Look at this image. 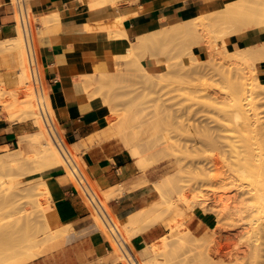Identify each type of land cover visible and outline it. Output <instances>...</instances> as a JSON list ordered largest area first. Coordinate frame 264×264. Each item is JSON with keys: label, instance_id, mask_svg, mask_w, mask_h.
Masks as SVG:
<instances>
[{"label": "bare ground", "instance_id": "6f19581e", "mask_svg": "<svg viewBox=\"0 0 264 264\" xmlns=\"http://www.w3.org/2000/svg\"><path fill=\"white\" fill-rule=\"evenodd\" d=\"M122 1H124V0H94V1H81V2H82V4H84L87 7V9L89 11V9H92V10L95 9L96 10L97 8L98 9L99 8H105V7H108L109 5H112V6L116 5L117 6ZM124 3H126V2H124ZM213 3L217 4L218 6L213 5L212 0H201L200 7L198 9H199V12L202 14L203 18L206 20V23L204 25L205 30L207 31L209 29V28L206 29V27L212 26L213 28L210 27V29L219 30L217 32L218 35L220 32L219 36L215 35L216 39L213 40L214 42L211 39H208L207 41L203 40L201 34L197 33L194 30V28L192 27L193 26V24H192L193 19L190 18V19L185 20V21L177 22V23L170 25L168 27H161L157 30L150 32V33L135 37L134 43H127V49L128 50H125V55L126 56L131 55V57L133 56L134 57L133 59L135 61V57H138L142 51H143V53H145L144 50H147L151 53V51L149 50L150 48H158L157 46H159L160 43L166 42V41L170 42V39L173 38V40H174V38H176V35L180 34V33H182L184 35H188V37L192 40V42L195 46L202 45L206 48L207 54H208L207 57H209V58L205 60L206 63H204V61H202L203 62L202 66H201V67H203L202 70H200V68H199L198 70H200V71H197V69L195 71L194 70L193 71L195 73H197V72L203 73V71H204L203 69H205L204 68V66H205L208 71L212 70L210 72V73H212L211 78H213V76L216 74L217 77L219 76L220 79L223 80L225 85H222V84L221 85L225 86V88L227 89V90L225 89L226 91L225 90H223V91H225V93H226L225 95H226L229 102H227L228 110H225L226 107H224L225 108L224 110L226 112L224 111L225 113H223V111H222V114L224 116V120L222 118H221V120L224 121V123H227V124H225V125L223 124V125L228 127V129H229V127H233V128H230L231 129L230 131L234 132V133L231 132L232 135L236 134V136H237L239 133L242 135V136L241 135L237 136L238 138H240L239 140L235 135L234 136L231 135L229 137L230 139L228 138V140H232L235 137L237 138V140L235 138V140H234L235 142L233 140H232V142L231 141L229 142L228 140H227V142L225 141V143H228L227 144L228 146L227 145L225 146V143H224V147L226 148V149L225 148L224 149L226 150V152H229V153L232 152V154L234 155V156H232V154L230 155L229 153H228V155H226L225 152L223 153L225 155V161L227 159L230 160V156L232 159H234V162L232 161V164H230L231 162L228 160H227L228 162L227 161L223 162L224 158L220 159L221 164H223V165H221V164L220 165L223 167L224 166L227 167V169H225V167H224V173H225V170H227V174L225 173L226 178L224 177L226 179L225 181L229 180V182L231 184V185H229V182H228V184H226V185H229V188H228V186L225 185L226 187L224 186V189L226 191H227V189L230 190V187L234 186V184H236V183H237V185H236L237 187H239L238 185H240L239 188L242 187L241 189H243V186H241L242 182H244L249 188L251 187L248 190L249 193H250V191H251V193L253 192L252 194L250 193L251 195L249 193H248L249 195L247 193H246L247 194L246 195L245 194L246 189L244 188L245 189L244 194L246 195V197H245L246 200H245V198H244V200L246 201L245 202L246 204L251 203L250 205L253 206L252 202H249V201L250 200L254 201L253 199H255L256 206L253 207L255 209L252 208L253 210L250 212L253 213L252 215L255 214L253 216V218L257 215L256 218H258V219L261 218V221H262L261 223H263L264 222L263 221L264 220V116H262V112L264 113V109L262 111V108H264V83H262L260 81L262 78L259 77L260 80L258 78L257 68L264 66V0H217V2L213 0ZM213 6H215V7H213ZM124 16H122V17H124ZM21 24H22L23 36H17V37H14L12 39H7V40L5 39V40L0 42V67H2V66L5 67V66H9V65L12 67L11 71L7 70L8 72L0 73V106H2L4 109V112L2 111L1 115L4 114L5 116H9V114H10L9 112L12 113V109L10 110L8 108L10 106L11 107L15 106L14 108H16L17 112H19L17 119H19L20 121L25 122L28 120H33V122L36 125L45 124L47 127L45 126L46 130H44L40 133V137L34 136L33 143H31L32 146L34 147V152L29 154L28 156H24L22 154V152H20L18 150L15 151V153L13 155H10L9 153H4V154L0 155V170H4V169L11 170V169L20 168V166L22 167L24 165L25 159L27 160L30 158H34L35 159L34 161L38 165V168H40L44 171H46L48 169H52V168L62 167V166L63 167L67 166V167H69V170L75 171V169H77V166L73 162L72 157H71L72 156L71 154H73L74 152L71 149H67L66 147L64 148L60 144L58 137H56V135L54 134L55 131H52V127L50 126V123H49L48 118L46 116V111L44 109V105L42 104V100H41V95H40V90H39V82H38V78L36 75L37 71L35 70V74H34V72L32 70L33 57H32V47H31V43H30L31 39L36 34L38 29L43 28V29L47 30L48 34H55V33H59V32H75V33H80V34L90 33V34H95L98 37H104L105 36L106 38L108 37V39L109 38H111V39L112 38H117V39L121 38V40L123 42H126L125 41L126 40L125 39L126 38L125 30H124L123 25L121 23V20L119 18H116L114 20H106V21H103L100 23H95L92 25L91 24L77 23V24L69 26V24H63L62 23L61 14L58 11L57 12H50L44 16H38V17H32V18L26 17L24 15V13L21 12ZM213 30H211V31H213ZM249 30H258L262 34L261 35V41L258 44L253 45V46H247V47L241 46L239 49H235V50L227 49V45L225 43L226 38L233 37L236 34L243 33V32L249 31ZM215 32L216 31H214V33ZM217 33H215V34H217ZM217 39L220 42L218 44L216 43ZM66 40H67V37H66ZM209 40H211V41H209ZM173 43H174V41H173ZM212 44H214V45L212 46ZM147 56H148V54H147ZM119 57L121 58V56H119ZM210 57H211V59H210ZM127 58H129V57H127ZM118 60H119V58H118ZM119 64H121V63H119ZM240 67H242V68L245 67L247 69V72L245 71L246 69L243 70ZM239 69H242L243 72L245 71L246 73L241 74L242 71L241 70L239 71ZM207 70H205V71L207 72ZM181 71H182V69H181ZM231 71H233V73L235 71H237L238 73L235 72L233 74ZM178 72L180 73L179 69H178ZM188 72H189V70H188ZM195 73H193V74L190 73V75H194ZM208 73L209 72L205 73L206 76L204 74H201V73H199L200 75L199 74L198 75L199 76L204 75V76H202V78H203V77H207ZM210 73H209V75H210ZM197 74L194 76H197V79H198L199 76ZM243 74H245V75H243ZM107 75H109V74H103L102 76L105 77ZM99 77H96V80ZM156 77H158V76H156ZM199 78H201V77H199ZM211 81H214V80H211ZM102 82H103V80L100 78L98 83H102ZM180 82L181 81H179V83ZM95 83H96V81H95L93 75L92 76H84V80H83V84H84V88H85L84 92L86 90L88 92L90 90H93V88L95 87L94 86ZM149 83H151V85H152L153 81L151 80ZM221 83H222V81H221ZM152 86H154V85H152ZM9 88H10V91L8 90L9 92H7V89H9ZM191 88H192V90L196 89L195 87L194 88L191 87ZM200 89L201 88H199V90ZM217 91H219V90H217ZM142 92H144V91H142ZM193 92H197V90H195V91L193 90L190 93H193ZM204 93H206V92L204 91ZM204 93L201 92L200 94L203 95ZM217 93H219V92H217ZM220 94L222 95V93H220ZM145 95H143V93H142V96L145 97ZM212 96H214V95H212ZM212 96H211V98H213ZM192 97L196 98L195 95ZM192 97H190V99H192ZM200 97H204V95L200 96ZM138 98H141V97H138ZM207 99H209V97H207ZM204 100H206V98ZM209 100L207 102L206 101L205 102L208 103ZM215 100L216 99H214V101L213 100H210V101L213 103V102H215ZM192 101H193V99H192ZM194 101H195V99H194ZM199 101L200 100L195 101V102H199ZM201 102H202V99H201ZM199 104H200V102H199ZM201 104L203 105V102ZM225 104H226V102H225ZM93 105H95L96 107L98 106V104H96V103ZM206 106H207V104H206ZM208 106H209V104H208ZM212 106H214V105L212 104L209 107H212ZM181 107H183V106H181ZM215 108H217V107H215ZM166 109H168V108H166ZM104 110L106 112L105 119L108 121V123H112V121L114 122L115 118H118L117 117L118 114H115V112H117V110L114 112V109L112 106H110V103H108V102L105 103ZM165 110H163L164 114H165V112H168ZM259 110L262 112H259ZM191 112H193V111L191 110ZM148 114L149 113H146V112L141 113V116L139 118L136 117L135 115L130 116L129 121L132 122L131 125H129L128 122L126 121L128 119L122 118V119H120L121 120L120 123H117V127H116L117 131L120 130V133H122L121 138H123L122 141H123L124 146L126 147L128 152H130L136 158L135 164L143 172L147 169H150V167H152L151 165H153V164H151V162L150 163L148 162L149 159L147 158V156L143 155L144 152L142 154V152H141L142 150L139 147L141 144L144 145V146L141 145L143 147V149L145 148V150H147V151L153 150V147H151V146L153 145L152 142L155 140L154 144H155V142L157 144L155 146H161V147H159L160 148L159 150L162 152H163V150L170 148V145H171V143L169 144L168 139L166 137L163 138V141L157 142L156 139L151 141V139H149V138H147V136H145V134L148 131L147 126H152V120L150 118H147ZM167 114H165V115H167ZM177 115H175V116H177ZM10 116L7 119L10 120ZM167 116H169V114ZM175 119H177V118H175ZM210 119H211V117H210ZM227 125H231V126H227ZM48 126L50 128H48ZM145 127H146V129H145ZM198 127H199V125H198ZM201 130H203V129H201ZM235 130L238 131L237 132L238 134L235 133L236 132ZM205 131H207V130H205ZM225 131H224V133H225ZM228 135H230V134H228ZM40 138H41L42 142L40 144H38L39 143L38 140ZM236 141H238V142H236ZM150 143H152L151 146H150ZM230 143H232V144H230ZM219 144H221V143H219ZM180 147L181 146H179V149L182 148V147L181 148ZM227 147L230 148L231 152L227 151V149H229ZM171 148H173V147H171ZM174 148H177V147L175 146ZM239 149H241V150H239ZM74 151H75V149H74ZM165 151L167 152V150H165ZM184 151H185V149H184ZM166 152L164 154H166ZM167 154H169V153L167 152ZM161 156H164V155L161 154L159 156V158H161ZM227 156H228V158H226ZM155 159L157 160V157ZM156 160H154L153 163H155ZM160 161H162V160H160ZM156 162H158V160ZM198 169L201 170V168H198ZM163 182H165V181L163 180ZM163 182H161V183L163 184ZM143 183H146L145 179L141 180V182L139 183V186H140V184H143ZM153 183L158 184V182H156V181ZM159 183H160V181H159ZM162 184H159V185L162 186ZM165 184H167V183L165 182ZM153 186H155V185H153ZM167 186H168V184H167ZM167 186H165V187H167ZM179 186L180 187L175 186L174 189L171 188V190L168 189L169 191L166 195L162 194V189L163 188L165 189L164 184H163V188L156 186L157 190H155V192L156 191L158 192V194L156 193L157 194L156 196L157 197L161 196V197H159L160 201L157 204H154V202H152L151 204H149V206H147L144 209L142 208L141 210H139L137 212L133 211L134 213H131L130 215H128L123 224L119 223L116 220H110V219L106 218L105 214L103 213V211L101 209V206L105 202H107L111 198H114L118 194L116 191L119 189H117L115 191L116 193L112 192L109 194H103V196L100 197L99 199L96 198V200H95L96 211L93 212V214H92V224L81 232L75 233L72 230L71 226L68 224H67V226L59 227V222L57 221L58 225L49 226L48 224H46L45 227L41 231L39 230L41 236H38L39 231L32 232L28 225H26L25 227H22V229L24 228L23 230L21 229L22 231L19 229L21 227H18V225H17V229L19 230V232H17V230H15L16 228L11 229L9 237L6 239V242L0 245V264H24L26 262L32 261L33 259H35V258H37V257H39V256H41L47 252L49 253L53 250H56V249L60 248L62 245H66V243L73 241V240L79 238L80 236H83L84 234H91V233L94 234L103 228L108 229L111 232V234L113 235V238L118 237L119 239H121V241H122L121 243H125L131 237H133V236H135V235H137V234H139V233H141V232H143V231H145V230H147L153 226H156L157 223H159L163 220V218L165 217L164 213L168 212V210L172 209V207H174L176 201L177 202H178V200L180 201L179 196H181V194H183V193H181L179 190V189H181L182 186L181 185H179ZM236 186H234V187H236ZM171 187H173V186H171ZM176 187H178V189ZM234 187H232L231 189L233 190ZM244 187H246V186H244ZM248 187H246V188H248ZM176 189L178 190V192ZM235 190L237 191L239 189L236 188ZM3 191H5V189L0 188V194ZM119 191H121V190H119ZM236 191H234V192H236ZM239 192H240V190H239ZM239 192H237V194ZM178 193H180V195ZM224 193H225V191H224ZM244 194L239 193L238 197L242 198L243 196H245ZM119 195H120V193H119ZM235 195H236V193H235ZM235 195H234V197H235ZM241 195H243V196H241ZM252 195H253V198L250 197L251 199L250 198L248 199V197L252 196ZM231 196H232V194H231ZM227 197L231 199L233 196L230 197V195L228 194ZM227 197H225V200H224V221L228 220V223L230 221L231 224H233L230 227L236 226L237 223L234 224L236 221L233 223L232 220H237L236 219L237 217H238V220H240V221L243 220L245 222L246 217L244 218V216H242L244 214L243 208L246 207V211H247L248 209H250L249 208L250 205H248V209H247L246 204L242 205V203H244V200L242 199L243 202H239L240 200H238V197H237V199L234 198V200L235 199L238 200L237 202H235L236 200L234 201L231 199L232 201L230 200V203L229 202L226 203V200H228ZM190 200H192V199H190ZM247 200H249V201H247ZM244 205H246V206H244ZM187 206H188V204H187ZM194 207L200 208L201 211H204V212H206V210H207L206 205H200V204L196 203L194 200H192V202L189 203V209H191V211H192L194 209ZM166 209H168V210L166 211ZM174 210H175V207H174ZM204 212H202V213H204ZM246 213L249 214V211ZM162 214H163V216H162ZM179 214H177V216L180 217L181 214L180 215ZM240 215L244 219L241 218ZM247 216L249 217V215H247ZM250 218H252V217H250ZM262 218H263V220H262ZM246 221H247V219H246ZM248 221L246 223L251 222L250 219H248ZM255 221L256 220L254 218V222ZM258 221H260V220H258ZM241 222H239L238 224H240ZM244 222H242V223H244ZM225 224H224V226H225ZM256 224H257L256 227H254L256 229V232H254L255 235L253 238L255 241H258L260 243V245L262 244L264 246V223L262 225L260 224L261 226L258 225V222ZM249 226H251V225H249ZM252 227H253V225H252ZM257 227L259 228L258 230H257ZM225 228L227 229L228 227H225ZM253 229H249V232H252L251 230H253ZM186 231L187 232H185L184 234L190 233V231L188 229H186ZM123 233H124V236L126 237L125 240H123V238L121 236V234H123ZM252 235H253V233H252ZM249 236H251V235H249ZM165 240H166V237H163V238L159 239L158 241L151 244L150 247H151V250L153 251V256L150 259H148L144 262H141V263H136L126 253L127 260H124L123 263L124 264H162L158 259L159 256L161 258V257H164L163 254H165L166 256H168L170 254V251H166L170 247V246L168 247V245L170 243L168 244L167 243L168 241L166 242ZM246 240H248V239H246ZM176 242H177L178 246L181 247L186 243V240L181 238V237L179 239V237H178L176 239ZM253 244H257V242H255ZM166 247H168V248L166 249ZM121 248L124 250V248L122 246H121ZM195 248L198 251L191 258H179L180 256H178L175 253H174L175 255L174 254H170V255L176 256V258L178 256L179 259L178 258L177 259L180 260L181 263L183 260H185V262L187 264H211V262L214 260V256H216L215 252L218 251V249L215 251L216 248L212 249L211 247H205V248L195 247ZM261 248L262 247L256 248L254 250L255 252H253L254 257H256L257 259L258 258L260 259V257L262 258V256H263V255L261 256V254L264 252V250L262 251ZM263 249H264V247H263ZM165 251L169 254H167ZM248 252L249 251H247V253ZM234 255L235 254H233V256ZM226 256H228V254ZM226 256H225V258H226ZM233 256H231V258H233ZM229 257L230 256H228V258ZM254 257H252V258L254 259ZM172 258H174V257H172ZM176 258H175V260L177 261ZM235 258H234V261L237 259V258L236 259ZM252 258L250 259V261H252ZM263 258H264V256H263ZM170 260H171V262H175L174 259L170 258ZM260 260H262V259H260ZM180 261H177L178 264H181ZM228 261L231 262L232 260L230 261V259H229ZM171 262H170V264H171ZM229 262H227V263H229ZM212 263H214V262H212ZM245 263H248V262H245ZM253 263H254V261H253ZM253 263H251V264H253ZM258 263H259V261L256 264H258ZM163 264H165V263H163ZM174 264H176V263H174ZM232 264H233V261H232ZM235 264H237V263H235ZM240 264H242V263H240Z\"/></svg>", "mask_w": 264, "mask_h": 264}, {"label": "crops", "instance_id": "0c3cea01", "mask_svg": "<svg viewBox=\"0 0 264 264\" xmlns=\"http://www.w3.org/2000/svg\"><path fill=\"white\" fill-rule=\"evenodd\" d=\"M81 1L94 0H0V42L22 33L21 12L26 17H35L58 11L62 23L69 26L121 20L126 42L90 33L59 32L42 35L30 43L41 100L52 131L64 148L74 152L71 154L73 162L81 161L79 172L96 198L121 190H117L118 194L101 209L106 218L123 224L128 215L158 199L152 186L157 180L156 174L146 172L149 169L143 174L127 149L120 148L113 140H106V112L103 107L91 105L84 92V76L114 74L118 67L117 57L128 50L127 43H134L137 36L192 18L201 0H128L117 6L89 9L90 12ZM261 35L258 30H249L226 38L225 43L227 49L235 50L258 44ZM192 54L199 60L207 58V50L202 45L194 46ZM140 63L150 72L157 66L151 56L144 57ZM257 75L264 83V66L257 68ZM4 116L0 108V155L12 149L25 156L34 152L32 144L26 142V138L35 133H32V126L27 121L10 122ZM39 177L46 181L49 203L59 227L68 224L77 233L92 224L96 207L85 198L69 167L48 169ZM143 179L146 183L139 186ZM202 212L195 208L183 220L191 230L202 232L200 235L213 229L216 223L213 214ZM163 224L174 236L181 233L171 221ZM111 235L106 228L84 234L24 264H124L126 253L134 262L141 263L153 256L150 246L166 236V229L156 224L122 243L124 250Z\"/></svg>", "mask_w": 264, "mask_h": 264}, {"label": "rangeland", "instance_id": "374dc122", "mask_svg": "<svg viewBox=\"0 0 264 264\" xmlns=\"http://www.w3.org/2000/svg\"><path fill=\"white\" fill-rule=\"evenodd\" d=\"M127 1L128 0H124L122 2H127ZM214 1L217 2V0H214ZM212 4L215 6H218L217 4L213 3V0H212ZM215 6H213V7H215ZM47 14H45V15H47ZM40 16H44V15H40ZM35 17H38V16H35ZM28 18H32V17H28ZM192 19H193L192 20V24H193L192 27L194 28V30L197 33L201 34L203 40L207 41L208 39H211L213 41L214 39H216L215 35H217V36L220 35V32H219V35L217 33L219 30H217L215 28H214L215 30L210 29V27H212L210 25H209L210 27H206V29L207 28H209V29L207 31L205 30L204 25L206 23V20L203 18L202 14L199 12V9L196 10V12L194 13V16H192ZM211 30H213V31H211ZM214 31H216L215 33H217V34H215ZM45 34H48L47 30L40 28L37 30L36 34L33 36V38L31 40L36 39L37 37H40V36L45 35ZM19 36H23V31H22V33H20ZM211 40H209V41H211ZM173 41H174V43H173ZM216 43L217 44L220 43L218 39L216 40ZM213 45L214 44H212V46ZM194 46L195 45L193 44L192 40L188 37V35H184V34L180 33V34L176 35V38H174V40L172 38V39H170V42L166 41V42L160 43L159 46H157L158 48H150L149 50L151 51V53L147 50H144L145 53H143V51H142L138 57H135V61L133 59L134 57L133 56L131 57V55L126 56L124 54L125 56L121 55V58L118 56L117 57L118 67L116 69H114V71H113L114 74H109L105 77L102 76L103 74H99V75L94 76V79L96 81V83L94 85L95 87L93 88V90H90L89 92L86 90L85 92H86L90 102H92V105L96 103V104H98V106L104 108L105 103L108 102V103H110V106L113 107L114 112L117 110V112H115V114H118V116H117L118 118H115L114 122L112 121V123H108V121L106 120L107 121L106 122V131H108V136H107L108 139H106V140H113L117 143V145L120 148L126 149V147L124 146L123 141H122L123 138H121L122 133H120V130L117 131V128H116L117 123H120V121H121L120 119L125 118V119H128V120H126L128 122V124L131 125L132 122L129 121L130 116L135 115L136 117L139 118L141 116V113L146 112V113H149L147 115V118H150L152 120V126H147L148 131L146 130L147 133L145 134V136H147V138L151 139V141L156 139L157 142L163 141V138L166 137L168 139L169 144L171 143L170 148L171 147H173V148L165 149V150H167V152L169 154H167V152L165 150H163V152L160 151L159 147H161V146H155V145H157L156 142L154 144L155 140L152 142L155 147L153 145L151 146L152 143H150V146L153 147V150L147 151V150H145V148L143 149L142 146H144V145H142V144H141L142 146L141 145L139 146L140 149L142 150L141 151L142 154L144 152L143 155L147 156V158L149 159L148 162L149 163L151 162V164H153V165H151L152 167H150V169L147 170L146 172L149 171L151 173L156 174V178H157L156 182H158V184H155V183L152 184V186L155 185V186H153L154 190H157V187L163 188V184H164V187L167 186V184H168V186L165 187V189L164 188L162 189V194L166 195L169 191L168 189L171 190V188L174 189L175 186H178V187H180L179 185L182 186L181 189H179V190L184 195L181 194V196H179L180 201L179 200H178V202L176 201V203L174 205L175 210H174V207H172V209H170V210H168L169 208L166 209V211L168 210V212L164 213L165 217L163 218L164 222L171 221L174 225H177V229L181 230V233L178 236H174V234L172 232H169L167 230V228L163 224L164 222L157 223V225L162 226L164 229H166V236H165L166 240L165 241L166 242L168 241L167 242L168 244L170 243L168 245V247L169 246L170 247L169 248L166 247V249L168 248V250H166V251H170V254H174V253L177 254L178 256H180L179 258H191L198 251L195 247H202V248L211 247L212 249L216 248L215 251L218 249V251L215 252L216 256H214V260L212 261L215 264H224V263L225 264H232V261H233V264H235V263H237V264H240V263L251 264V263H253V261H254L253 264H256L258 261H259L258 264H262V263L264 264V262H263L264 261V258H263L264 252L263 253L261 252L262 253L261 256L262 255L263 256H262V258L260 257V259H262V260H260L259 258L257 259L253 255L254 254L253 252H255L254 250L256 248L262 247L261 248L262 251L264 250L263 249L264 246L262 244L260 245V243L258 241H255L253 238L255 235L254 232H256V229L254 228L257 225L256 223L258 222V225H260V224L262 225L264 222L261 223L262 222L261 218L260 219L256 218L257 215L254 217L256 220L254 222L253 216L255 214L252 215L253 213L250 212L253 209H255V208H253L254 206H256L255 199H253L254 201L247 200L249 202H252L253 206L250 205L251 203L250 204L248 202H247L248 204L245 203L246 202L245 197L249 193L248 190L251 187L249 188L244 182H242V183L240 182L241 186H243V189H241L242 187L239 188L240 185H238L239 187H237L236 186L237 183L234 184V186H236V187L232 186V187H234L233 190L231 189L232 187H230V190L226 188L227 191L224 189V186L226 184H228L229 180L225 181L226 180L225 179L226 178L225 173L227 174V170H225V173H224V167L225 166L224 167L221 166L223 164H221L220 159L224 158V160H223V162H224L225 161V155L223 153L225 152L226 155H228V153H229V152H226V150H225L226 148L224 147V143H225V141L227 142L228 138L232 135L231 134L232 131H230L231 130L230 128H233V127H229V129H228V127L224 126L227 123H224V121L221 120V118L224 120V116L222 114V111H223V113H225L226 112L225 110H228L227 102H229V101L225 95L226 94L225 91L227 89L225 88V86H222V85H225L223 80L220 79L219 76L217 77V75L215 73H214L215 74L214 76L212 75L213 78H211L212 73H210V72L212 70L208 71L205 66H204L205 69H203L204 70L203 73L202 72H199V73L204 74L206 76L205 73L209 72L210 75L208 73L207 77L202 78V76H204V75L199 76L200 74L198 72L197 73L199 75L194 72L196 69H197V71L202 70V68H203V67H201L203 64L202 61H204V63H206L205 60L209 58V57H207L205 60H199L196 57H194V55L192 54V48ZM147 54H148V56L154 57L156 64H157V66L153 69L152 72L146 71V69L140 63V61L144 57H146ZM127 57H129V58H127ZM118 58H119V60H118ZM210 59H211V57H210ZM119 63H121V64H119ZM199 68H200V70H198ZM240 68H242V67H240ZM178 69H179L180 73L178 72ZM181 69H182V71H181ZM242 69L244 70L246 68L243 67ZM242 69H239V71L240 70L242 71L241 74L247 72V69L245 70L246 72L245 71L243 72ZM7 70L11 71L12 67L10 65L5 66V67H3V66L0 67V73L8 72ZM32 70L35 74L34 67H32ZM188 70H189V72H188ZM205 70H207V72ZM233 71H231V72L233 73ZM235 72H237V71H235ZM190 73L191 74L195 73L194 75L197 74L201 78L198 77V79H197V76L190 75ZM243 75H245V74H243ZM156 76H158V77H156ZM96 77H99V78L96 80ZM100 78L103 80L102 83H98ZM151 80L153 81L152 85H154V86H152L151 83H149ZM211 80H214V81H211ZM179 81H181V82L179 83ZM221 81H222V83H221ZM191 87H193V88L195 87L196 89H193V90L194 91L197 90L198 93L197 92L190 93L191 91H193ZM199 88H201V89L199 90ZM202 89L206 93H204V91ZM8 90L10 91V88L7 89V92H9ZM217 90H219V91H217ZM223 90H225V91H223ZM142 91H144V92H142ZM200 91L202 93H204L203 94L204 97H200V96H203L200 94L201 93ZM217 92H219V93H217ZM142 93H143V95L146 94L145 97L142 96ZM220 93H222V95ZM188 95L190 97L195 95L196 98L192 97V99H193V101H192V99H190V97ZM212 95H214V96H212ZM211 96L214 99H216L215 102H213V103L210 101V100L214 101V99L211 98ZM138 97H141V98H138ZM207 97H209L210 100L207 99ZM205 98H206V100H204ZM194 99H195V101L200 100L199 101L200 104H199V102H195ZM201 99H202L204 106L201 104L202 103ZM208 100H209V102L206 103ZM204 102L207 104V106ZM225 102H226V104H225ZM208 104H209V106H211L213 104L218 109L215 108L214 106L209 107ZM93 106H95V105H93ZM181 106H183V107H181ZM14 107L10 106L8 108L10 110L12 109V113L9 112L10 113L9 116L11 115L10 120L9 119L8 120L10 122H19L20 120L17 119L19 112H17L16 108H14ZM224 107H226V109ZM0 108H2L1 112L2 111L4 112L3 107L0 106ZM166 108H168V109H166ZM190 109L193 112H191ZM263 109L264 108H262V111H263ZM163 110L168 111V112H165V114L168 113L169 116H167L168 114L165 115ZM262 111L259 110V112H262ZM175 115H177V116H175ZM9 116H6V118H9ZM262 116H264L263 112H262ZM210 117H211V119H210ZM175 118H177V119H175ZM20 122H22V121H20ZM27 122L32 126V130H33L32 133L35 132L33 135L28 136L26 138V142H28V144H31V143H33L34 136L40 137V133L42 131L46 130L47 126L45 124L36 125L33 122V120H28ZM198 125H199V127H198ZM107 126H108V128H107ZM227 126H231V125H227ZM112 127L113 128L115 127V128L113 129ZM48 128H50V127L48 126ZM200 128L203 130H201ZM145 129H146V127H145ZM205 130H207V131H205ZM224 131H225V133H224ZM235 131H236L235 133L238 132L237 130H235ZM232 133H234V132H232ZM228 134H230V135H228ZM234 135L236 136V134H233L232 136H234ZM238 135L240 136L241 134L239 133ZM235 138L232 140L234 141ZM237 138H236V140H237ZM239 139L240 138H238V140ZM232 140H228V141L232 142ZM38 142H39L38 144H40L42 142L41 138L38 140ZM236 142H238V141H236ZM219 143H221V144H219ZM227 144L228 143H225V146ZM230 144H232V143H230ZM178 145L181 146L182 148L180 147L181 149H179ZM175 146L177 148H174ZM227 148H229V147H227ZM184 149H185V151H184ZM239 150H241V149H239ZM164 151L166 152L167 155L164 154L165 153ZM227 151L231 152L230 148L227 149ZM14 153H15L14 149L9 151L10 155H13ZM161 154H163L164 156H161V158H159V156ZM229 154L231 155L232 152ZM130 155L135 161L136 158L131 153H130ZM26 156H28V155H26ZM232 156H234V155L232 154ZM156 157H157L158 162H156L157 161L155 159ZM226 158H228V156ZM34 160H35L34 158H30L27 160L25 159L24 165L22 167L20 166V168L11 169V170H6V169L0 170V188L5 189V191L1 192V194H0V245L6 242V239L9 237L11 229L16 228L15 230H17V232H19V230L17 229V225H18V227H21V228H19L20 230L22 229V227H25L26 225H28L32 232L39 231V230L41 231L45 227L46 224H48L49 226L58 225L57 220L54 217L53 208L51 207V205L49 203V195H48L46 187H45L46 181H43L39 177V174L44 172V170L38 168V165L35 163ZM154 160H156L155 163H153ZM160 160H162V161H160ZM228 161H230L231 162L230 164H232V161L234 162V159H232L230 156V160H228ZM75 164H76L77 168L82 167V163L80 160H76ZM137 168L139 169V167H137ZM198 168H201V170ZM225 169H227V167H225ZM146 172L142 171L143 174H145ZM35 175H38V177L36 179H33ZM163 180L167 184H165V182H163ZM159 181H160V183H159ZM161 182H163V184ZM159 184H162V186ZM229 185H231L230 182H229ZM229 185H226V186H228V188H229ZM171 186H173V187H171ZM244 186H246L248 188H246ZM178 187H176V188L178 189ZM236 188H238L240 190V192H239V190L236 191L235 190ZM244 188L246 189V192H245V194L247 193L246 195L244 194V190H245ZM224 191L226 194L224 193ZM234 191H236V192H234ZM177 192H178V190H177ZM237 192H239L240 194H244L245 196L241 195V196H243L242 198L238 197L239 193L237 194ZM235 193L237 196L235 195ZM250 193H251V191H250ZM157 194H158V192H157ZM178 194L180 195V193H178ZM228 194L230 195V197L233 196L231 198L232 200H234V198L237 199V197H238V200H240L239 202H243V200L245 198L244 203H242V205L246 204L247 209H248V205H250L249 208L251 209V210L248 209L246 211V207L243 208L244 214L242 213L243 214L242 216H244V218L246 217L245 222L243 220H241L242 222H244V223H242L240 220H238V217L237 218L235 217L237 220H232V222L234 223L236 221L234 224H236V223L237 224H236V226H233V227H230L231 225H233V224H231L230 221H229L230 224L228 223V220L224 221V200ZM231 194H232V196H231ZM234 195H235V197H234ZM159 197H161V196L157 197L158 200L154 201V204H157L160 201ZM250 197L253 198V195L249 196L248 199ZM190 199L194 200L196 203H198L200 205H206L207 206L206 212L213 214L214 217L216 218V223H214V226H215V224H216V226L215 227L213 226L212 227L213 229L207 231L203 235H200L202 232H195V231L191 230L186 225V223L183 221L184 218L187 216V214L191 213L196 208V207H194V209L192 211H191V209H189V203L192 202V200H190ZM227 199L229 201L226 200V203L227 202L230 203L231 199L228 197H227ZM238 200H236L235 202H237ZM187 204H188V206H187ZM246 205H244V206H246ZM248 211H249V214L246 213ZM179 213L181 214L180 217L177 216V214H179ZM247 215H249V217ZM162 216H163V214H162ZM242 216L240 215L241 218H243ZM250 217H252V218H250ZM246 219H247V221H248V219H250L251 224L246 223L247 222ZM258 220H260V221H258ZM262 220H263V218H262ZM239 222H241L242 224L241 223L238 224ZM224 224H225V226H224ZM248 224L251 226H249ZM252 225H253V227H252ZM185 226H187L188 229L191 231L189 234H184L185 232H187ZM225 227H228V228L226 229ZM249 229H253V230H251L252 232H249ZM258 229L259 228L257 227V230ZM40 231L38 232V236H41ZM252 233H253V235H252ZM248 234L251 236H249ZM121 236H122L123 240L126 239V237L124 236V233L121 234ZM178 237H179V239L181 237V238L186 240V243L181 247H179L177 242H176V239ZM114 239H115L116 244L121 248V246H122V243H120V242H122L121 239H119L118 237H115ZM246 239H248V240H246ZM255 242H257V244H253ZM114 247L116 248L115 244H114ZM247 251H249V252L247 253ZM225 252L228 254V256H230L229 258H228V256H226L227 254ZM167 254H169V253H167ZM170 254L168 256L163 254L164 257H161V258L159 256V258H158L159 261L162 264L163 263L170 264V262H171L170 258L174 259V260L176 258V256H173ZM233 254H235V255L233 256ZM224 255L226 256V258ZM178 256H177V258H178ZM231 256H233V258H231ZM172 257H174V258H172ZM252 257H254V259ZM234 258L236 259L235 261H234ZM251 258H252V261H250ZM178 259H177V261H180ZM227 259L228 260L230 259V261L231 260L232 261L229 262ZM177 261L175 260V262H171V264L172 263L178 264ZM183 261H182V263L180 261V263L181 264H184V263L187 264L185 262V260H183ZM226 261L229 263H227ZM212 262H211V264H214ZM245 262H248V263H245Z\"/></svg>", "mask_w": 264, "mask_h": 264}, {"label": "built area", "instance_id": "2783aa9c", "mask_svg": "<svg viewBox=\"0 0 264 264\" xmlns=\"http://www.w3.org/2000/svg\"><path fill=\"white\" fill-rule=\"evenodd\" d=\"M20 20H21V15H20ZM22 25V24H21ZM32 66L36 69L35 65H34V61ZM38 78V75H37ZM39 82V79H38ZM40 87V86H39ZM75 169V168H74ZM71 171V170H70ZM71 175L74 178L75 182L80 186L85 198L88 200V202L90 204H92L95 207V200L96 197L94 194H92V192H90V190L88 189V187L86 186L84 179L82 178L80 172H79V168L75 169V171H71Z\"/></svg>", "mask_w": 264, "mask_h": 264}]
</instances>
